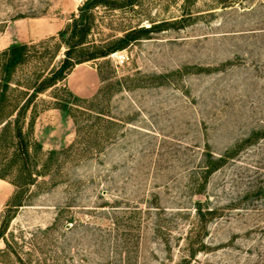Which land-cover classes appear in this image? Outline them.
I'll return each mask as SVG.
<instances>
[{
	"label": "rangeland",
	"instance_id": "374dc122",
	"mask_svg": "<svg viewBox=\"0 0 264 264\" xmlns=\"http://www.w3.org/2000/svg\"><path fill=\"white\" fill-rule=\"evenodd\" d=\"M88 1L0 0V54L28 45L11 71L0 59V179L10 185L0 264H95L97 251L86 263L79 253L92 246L84 225L105 224L104 208H158L164 232L177 238L192 222L177 209L204 198L192 193L204 152L224 154L264 131V0H95L89 32L75 46L80 38L67 29ZM140 28L152 31L38 92L67 56L87 60ZM121 54L127 60L118 66ZM19 118L28 155L15 139ZM113 119L120 125L110 126ZM94 122L99 131L89 129ZM238 159L243 166L229 162L211 176L214 203L245 192L232 182L242 167L264 170V139ZM156 218L141 226L134 262L180 264L178 248L167 252L155 233ZM263 227L258 213L228 211L189 264H264Z\"/></svg>",
	"mask_w": 264,
	"mask_h": 264
},
{
	"label": "trees",
	"instance_id": "16d2710c",
	"mask_svg": "<svg viewBox=\"0 0 264 264\" xmlns=\"http://www.w3.org/2000/svg\"><path fill=\"white\" fill-rule=\"evenodd\" d=\"M96 5L95 0L86 2L81 9L80 17L74 20V23L69 26L67 30H72V38H80L75 46H81L89 32L90 27L85 24L88 17V11ZM151 28H140L131 31L125 38L120 40L118 46L92 52L87 55V60H75L67 56L60 66L46 77L38 92L46 88L53 87L59 82L63 81L72 69L85 61L105 58L111 53L122 50L140 37L150 33ZM62 32L61 35L65 34ZM28 45H13L8 50L0 54V59L6 62L5 70L11 71L18 64L25 61V55ZM105 81V78H102ZM117 86H121L118 82ZM101 94V93H100ZM100 96V95H99ZM75 99L79 100L75 97ZM97 99V98H96ZM90 112L88 115L99 122L103 121L104 113L97 112L88 108ZM95 114V116L93 115ZM99 122H94L90 125L89 129L100 130ZM110 126H119L118 120H107ZM15 139L17 140L21 154L28 155V148L24 139L23 130L20 126V118L16 122ZM77 124V122H76ZM264 139L263 130H253L248 137L238 142L233 148L227 150L224 154L216 155L207 150L204 152L198 170L194 173L195 187L192 188V193L195 195L203 196L192 200V207H182L177 209V215L184 220L192 219L189 224V230L184 234H179L177 238L173 239L172 235L164 232L167 228L163 226L158 208L148 206L142 208L134 206V208H112L113 212L105 213V224L96 225L95 223H87L84 225L86 228V239L91 243L89 250H84L79 253L80 263H86L91 258V254L98 252L95 264H136V255L138 247L141 242L140 228L146 220L156 216L155 233L161 236L164 235V247L167 252H172L176 247L178 253L181 254L180 264H189L190 260H195L198 253L209 249L208 242L205 240L207 237L209 225L215 221L221 220L227 216L228 211L240 209L246 212H255L264 217V170L259 166H245L241 171L232 178V182L236 184L247 185V189L241 195L233 198L228 205L217 204L213 202V198L206 191L210 182L211 176L222 170L229 162L244 165L238 158L249 147H253L259 141ZM263 171V172H262ZM107 207V206H102ZM170 219L169 223H172ZM169 229V228H168ZM264 234V227L262 228ZM175 241V242H174ZM120 262V263H117Z\"/></svg>",
	"mask_w": 264,
	"mask_h": 264
},
{
	"label": "crops",
	"instance_id": "0c3cea01",
	"mask_svg": "<svg viewBox=\"0 0 264 264\" xmlns=\"http://www.w3.org/2000/svg\"><path fill=\"white\" fill-rule=\"evenodd\" d=\"M77 71V68L74 69L72 74L69 77H73V74H75ZM69 86L70 88L79 95H84L85 93H82V91H79L78 88L74 85V82H72L71 78L69 79ZM10 193V185L5 182L4 180L0 179V214L2 211L3 201L4 197H6Z\"/></svg>",
	"mask_w": 264,
	"mask_h": 264
},
{
	"label": "built area",
	"instance_id": "2783aa9c",
	"mask_svg": "<svg viewBox=\"0 0 264 264\" xmlns=\"http://www.w3.org/2000/svg\"><path fill=\"white\" fill-rule=\"evenodd\" d=\"M127 60V55L126 54H121L117 57V60H116V63L117 65L119 66H122L124 65V63L126 62Z\"/></svg>",
	"mask_w": 264,
	"mask_h": 264
}]
</instances>
